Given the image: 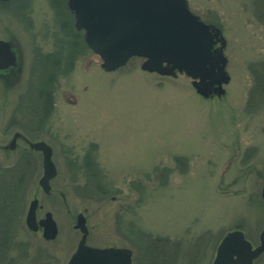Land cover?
<instances>
[{
  "label": "rangeland",
  "instance_id": "1",
  "mask_svg": "<svg viewBox=\"0 0 264 264\" xmlns=\"http://www.w3.org/2000/svg\"><path fill=\"white\" fill-rule=\"evenodd\" d=\"M186 4L223 39L213 45L222 47L226 60L221 93H198L184 73L143 70L140 57L103 69L75 28L67 0H0V37L12 33L24 51L21 81L0 83V145L15 130L42 139L53 148L57 170L45 194L37 185L40 166L31 161L26 169L24 144L12 152L0 147V169L21 167V185L11 189L12 239L0 246V264H67L81 234L73 227L79 212L89 229L86 244L128 247L132 264H149L148 245L156 243L166 245L165 256L173 254L178 264H211L221 237L236 227L258 244L264 226V93L249 90L252 73L264 69L263 9L260 0ZM66 38L73 65L65 73L57 69L51 112L38 121L45 104L38 63L49 58L68 68L61 52ZM34 197L36 217L49 211L56 222L53 240L25 225ZM253 264H264V252Z\"/></svg>",
  "mask_w": 264,
  "mask_h": 264
},
{
  "label": "water",
  "instance_id": "2",
  "mask_svg": "<svg viewBox=\"0 0 264 264\" xmlns=\"http://www.w3.org/2000/svg\"><path fill=\"white\" fill-rule=\"evenodd\" d=\"M5 1V0H1ZM74 16V26L83 30L89 49L101 58V67L115 70L133 56L143 58L141 69L160 75L184 73L192 79L196 91L222 92L227 82L222 47L213 45L221 40L218 29L200 20L187 7L186 0H67ZM0 57L6 60L0 68L13 62L8 45L0 40ZM22 137L30 149L42 153V175L38 185L45 194L51 190L50 180L56 176L51 158L52 148L44 140L30 141L15 132L9 144L13 148ZM264 204V182L261 189ZM38 200H30L25 225L30 231L41 229L45 240L57 235V225L51 212L36 218ZM74 228L81 233L77 246L67 264H132V251L127 247H96L86 244L88 229L84 215L75 217ZM259 242L253 245L239 228L228 230L215 248L211 264H253L264 252V226Z\"/></svg>",
  "mask_w": 264,
  "mask_h": 264
},
{
  "label": "trees",
  "instance_id": "3",
  "mask_svg": "<svg viewBox=\"0 0 264 264\" xmlns=\"http://www.w3.org/2000/svg\"><path fill=\"white\" fill-rule=\"evenodd\" d=\"M260 7H262L263 11L262 13H260L259 15L262 16L264 18V0H260ZM69 38H66V41L63 44V47H61V52L66 53V61L65 63L69 64L68 68H65L63 65L59 66L60 63H62V61L59 60H51L48 58V60H46V58L42 61L39 62V69H40V73L41 75L44 77V85L43 88L41 89L40 93L42 94V100L45 101L44 104V113H50L51 112V106L53 105V90L55 87V84L57 82L58 79V75L57 72L59 70L57 69H62V73H65L67 71L70 70V68L72 67V63L73 60H71L70 58L68 59V54L72 49V45H70ZM62 44H60V46H62ZM61 54V53H60ZM63 57L60 56V60ZM63 66V67H62ZM59 67V68H58ZM254 73V74H253ZM252 76H253V80H254V84L253 86L250 88L251 90H249V94L251 93H255L260 94V96L264 93V69L263 71L260 72H253ZM253 96V95H251ZM253 102V99H251L250 97H248V103ZM48 115L43 116V119L46 120ZM89 160V162H85L86 166L90 167L91 169H93V160L87 158V161ZM90 163H92L90 165ZM21 168V167H20ZM20 168L19 166H14L11 169H7V170H3L0 169V246H4L7 244V242L10 243V240L12 239L10 235H8V231L11 229V215H12V207L15 205V197L14 195H11V189L18 188L21 185V178H20ZM89 169V168H88ZM14 179L17 181L16 183L14 182ZM95 188L101 187L98 186V184L95 183ZM100 189V188H98ZM11 193H10V192ZM13 191V190H12ZM10 222V223H9ZM10 224V225H9ZM11 238V239H10ZM167 241V239L165 238H155L156 242H160L162 243V241ZM154 241V240H153ZM8 243V244H9ZM168 246H174L172 244L170 245V243L168 242ZM150 245V244H149ZM148 245V255H147V259L146 262H148L149 264H178V260L176 259L175 256H173V254L167 255L165 256V251L163 250V248H165L166 250L168 249L167 246L163 245L162 247H160V244L157 245L153 244V245ZM180 246L177 245V248H179ZM163 251V253L161 252ZM161 253V254H158ZM145 260V259H144Z\"/></svg>",
  "mask_w": 264,
  "mask_h": 264
},
{
  "label": "flooded vegetation",
  "instance_id": "4",
  "mask_svg": "<svg viewBox=\"0 0 264 264\" xmlns=\"http://www.w3.org/2000/svg\"><path fill=\"white\" fill-rule=\"evenodd\" d=\"M14 37L15 36L12 33H7L4 37H0V40L4 41L8 45V49H9V51L12 54L13 59H14L11 64L5 65L4 67L0 68V83L4 84L5 87L9 86V85H14V84H16V86H17L18 83L21 81L22 75H23L24 51L21 48L22 46L21 47L19 46V44H18V42L16 40L17 38L15 39ZM22 53H23V55H22ZM4 56H6L4 53H0V57H4ZM4 61H6V60H3V59L0 58V63H2ZM38 112H40V114ZM37 113H38L37 115H40V117H41V118L38 119V121H43L44 120L43 119L44 110L39 109V111H37ZM15 132L21 133L23 137H25L28 140L33 141V142L42 140V139L32 140L27 135H25L22 131L15 130L11 134V137L6 142V144L0 145L1 149L3 148L4 151L12 152V151L17 150L18 143H23L24 147H23L22 150H23V153H24V159L26 160V164H27L26 169L29 168V164L32 161L34 166L35 165L40 166V168L42 170V164H41L42 153H41V151L30 149L29 146L27 145V143L24 141V139L22 137H18L16 139V142L14 143V147L13 148L10 149V148L5 147V146H7L9 144V142L11 141V138H12V136H13V134ZM50 147L52 148L51 145H50ZM51 157H52V160H53V148H52ZM89 159H91V158H89ZM41 175H42V173H41ZM39 178H40V176H39ZM38 179H37V185H38ZM38 209H40V205L39 204H38ZM84 217H85V215H84ZM85 223H86V226H87L86 217H85ZM87 228H88V226H87ZM88 233H89V229H88ZM116 247H118V246H116Z\"/></svg>",
  "mask_w": 264,
  "mask_h": 264
}]
</instances>
